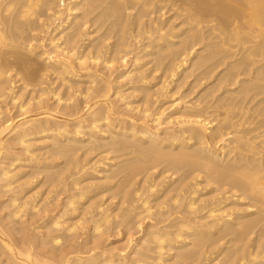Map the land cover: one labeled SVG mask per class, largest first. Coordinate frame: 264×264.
Segmentation results:
<instances>
[{
  "label": "bare ground",
  "instance_id": "bare-ground-1",
  "mask_svg": "<svg viewBox=\"0 0 264 264\" xmlns=\"http://www.w3.org/2000/svg\"><path fill=\"white\" fill-rule=\"evenodd\" d=\"M262 75L264 0H0V264H264Z\"/></svg>",
  "mask_w": 264,
  "mask_h": 264
},
{
  "label": "rangeland",
  "instance_id": "rangeland-1",
  "mask_svg": "<svg viewBox=\"0 0 264 264\" xmlns=\"http://www.w3.org/2000/svg\"><path fill=\"white\" fill-rule=\"evenodd\" d=\"M62 8V7H61ZM262 76H264V75H262ZM76 82H78V86H79V84H80V88L81 87H83V86H85V80H78V81H76ZM55 84H57L58 85V83H55ZM55 84H54V87H56L55 86ZM16 90H17V88H16ZM78 97V96H77ZM54 101V100H53ZM53 101L51 100V102L50 103H53ZM6 102V101H5ZM22 102V101H21ZM4 103V102H3ZM3 103H1V106H2V108L4 109L5 108V105H7V103H8V100H7V102L6 103H4V106L2 105ZM8 107L10 106V105H7ZM7 106H6V108H7ZM15 107L16 106H14L13 107V111H11V113H13V112H15L16 110H15ZM12 108V106H10V108H7V109H11ZM12 110V109H11ZM108 147L107 146H101L100 148H98L97 149V151L96 150H94V152L92 153L91 152V156H90V154H87V156H86V158L85 157H83V151L84 150H86V148H84V149H81V150H79V152H78V156H79V158L80 159H83L84 158V163H85V160L87 161V162H89V161H94L95 159H96V157H99L101 154L102 155H104L103 153H105L104 151L107 149ZM41 149V150H40ZM39 150H38V152H42L43 153V151H45L44 149H46L47 150V148H45V147H42V148H40ZM19 152L20 150H19V148H13V150H12V152L14 153V152H17V151ZM83 150V151H82ZM100 150V151H99ZM17 152V153H18ZM100 153V154H99ZM108 156H109V154H108ZM66 159L65 158H61V159H59L58 161H56L57 163V165H59V166H61V165H64L63 163H64V161H65ZM89 160V161H88ZM23 169H25V168H23ZM26 170V169H25ZM26 173H27V171H26ZM27 175V174H26ZM111 175V171L109 170V169H107V170H105V171H103L101 174H99V176L97 177V174H95V173H93V174H87L86 176H84L83 175V177H81L80 179H79V181H80V185H82V183H83V186H84V184L86 185L88 182V184H92L93 185V187H94V189H93V191H94V193L92 192L91 194H90V198L91 197H96L95 198V200H98L99 201V203H102V204H104V205H108L107 207H109V208H113V206H114V204H116V202H117V200H118V196H116V190H115V187H116V184H117V180H113L112 179V177L110 176ZM67 175H65V177H66ZM111 177V178H110ZM41 178V177H40ZM40 178H36V179H34V182L32 183V185L29 187V190H30V194H34V195H36L35 196V198L37 199V200H39L41 197H43L44 195H46L45 194V191H46V188L48 187L47 186V184L46 185H43V187H41V185H42V179H40ZM107 178V179H106ZM103 180H105V181H103ZM107 180V181H106ZM110 180V181H109ZM112 180V181H111ZM105 182V183H104ZM95 185V186H94ZM97 190V191H96ZM92 194H94V195H92ZM105 194V195H104ZM50 195H52V193L50 194ZM49 195V196H50ZM55 195V193H53V195L52 196H54ZM100 195V196H99ZM103 195H104V197H103ZM51 196V197H52ZM64 197V195H62V196H60L59 197V199H62ZM106 197H107V199H106ZM89 197L87 196V197H85V198H83V200H81V204L83 203V204H85L88 200ZM102 198V199H101ZM85 199V200H84ZM112 200V201H111ZM114 200V201H113ZM109 201V202H108ZM111 204H112V206H111ZM80 207H81V205H79ZM108 208V209H109ZM79 211H80V209H79ZM75 221V220H74ZM40 230V229H39ZM39 230L36 232L35 231V233H38L39 232ZM79 230H81L80 231V233L83 231V233L85 232V229H79ZM41 232H42V230H41ZM44 232V231H43ZM112 234V235H111ZM82 237H80V239H79V241H81V240H83V239H85V234H80ZM122 235V236H121ZM110 236V237H109ZM113 236V237H112ZM125 235H124V233L122 232H119V234L118 233H109V235H104L103 237V240H104V242L102 243V245H101V247L102 248H104L105 249V251L107 250H111V251H113V252H115L117 249H118V247L120 246V248L121 247H124V245L123 244H125V239H126V237H124ZM138 236V234L135 236V237H137ZM125 241V242H124ZM217 244V243H216ZM216 244L214 245H212V247L210 246V251L213 253L214 251V253L213 254H211V258H210V260L208 261V262H210V264H223V262H224V260L222 261L221 260V257H222V255H219V256H217L218 255V253H217V250H220V249H222L223 247H226V246H228L226 243L224 244V242H222V245H217V247H219L218 249H216L217 247H216ZM115 246V247H114ZM216 247V248H215ZM107 248V249H106ZM111 248V249H110ZM116 248V249H115ZM215 248V249H214ZM103 249V250H104ZM223 259V258H222ZM219 260V261H218ZM221 260V261H220ZM214 262H216V263H214ZM173 263V261L171 260V261H169V262H167V264H172ZM174 264V263H173Z\"/></svg>",
  "mask_w": 264,
  "mask_h": 264
}]
</instances>
